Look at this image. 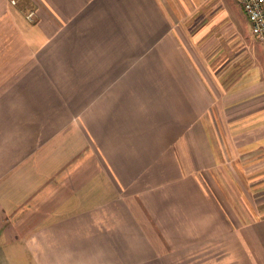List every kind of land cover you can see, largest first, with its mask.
I'll return each instance as SVG.
<instances>
[{"label": "crops", "instance_id": "0c3cea01", "mask_svg": "<svg viewBox=\"0 0 264 264\" xmlns=\"http://www.w3.org/2000/svg\"><path fill=\"white\" fill-rule=\"evenodd\" d=\"M228 11L0 0V264H264V56Z\"/></svg>", "mask_w": 264, "mask_h": 264}, {"label": "built area", "instance_id": "2783aa9c", "mask_svg": "<svg viewBox=\"0 0 264 264\" xmlns=\"http://www.w3.org/2000/svg\"><path fill=\"white\" fill-rule=\"evenodd\" d=\"M250 22L251 32L254 37L264 44V0H237ZM16 3V0H11ZM33 12L28 14L32 19Z\"/></svg>", "mask_w": 264, "mask_h": 264}, {"label": "rangeland", "instance_id": "374dc122", "mask_svg": "<svg viewBox=\"0 0 264 264\" xmlns=\"http://www.w3.org/2000/svg\"><path fill=\"white\" fill-rule=\"evenodd\" d=\"M227 10H229V16L233 22L237 24L239 30L245 35H249L254 39L253 50L259 53V57L264 56V44H261L258 40L255 39L254 35L251 32L250 22L245 15V12L242 10L241 5L237 0H226Z\"/></svg>", "mask_w": 264, "mask_h": 264}]
</instances>
